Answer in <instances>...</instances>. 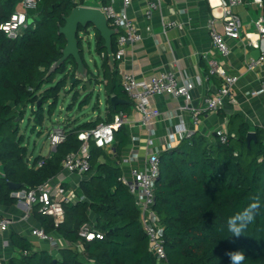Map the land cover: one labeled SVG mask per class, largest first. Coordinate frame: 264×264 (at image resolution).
Returning <instances> with one entry per match:
<instances>
[{
    "label": "trees",
    "instance_id": "16d2710c",
    "mask_svg": "<svg viewBox=\"0 0 264 264\" xmlns=\"http://www.w3.org/2000/svg\"><path fill=\"white\" fill-rule=\"evenodd\" d=\"M21 1L0 0V24L18 10ZM81 4L86 5L85 0H41L34 10L35 16H27L31 22L17 37L8 38L0 29L1 204L16 201L10 195L16 188L10 183L19 188H34L55 177L63 170L64 157L80 148V132L99 122H110L120 110L128 111L130 102H110L112 95L129 99L122 89L116 61L109 69L103 38L92 24L79 25V53L88 69L90 87L103 84L104 115L74 125L64 123V140L45 155H33L28 150L26 131L40 135L47 129L45 119L57 107L60 94L74 90V100L78 96L75 88L81 82L70 83L75 69L71 56L51 73L47 71L61 56L65 44L64 36L58 33L64 16ZM90 28L94 50L99 55L104 53L100 56L102 73H94L84 57L83 38L89 36ZM111 41L115 52V35ZM81 88L86 90L85 85ZM88 101L86 94L82 102ZM248 131L251 130L243 119L231 115L225 142L217 134H193L159 153L153 210L163 226L167 264H231L225 254L228 251H243L244 264H264V131L255 127V138L250 141ZM113 135L111 148L89 141V170L75 189L76 200L62 202L61 222L55 224L52 216L38 211V204L31 207V219L45 231L62 237L66 245L51 250L38 248L27 237L11 231L9 239L16 254L1 264H160L142 229L134 195L119 179V159L128 142L125 125L115 126ZM253 197H259L261 204L254 221L244 236L230 237L228 217L247 207ZM83 224H89L102 237H80L78 231Z\"/></svg>",
    "mask_w": 264,
    "mask_h": 264
},
{
    "label": "crops",
    "instance_id": "0c3cea01",
    "mask_svg": "<svg viewBox=\"0 0 264 264\" xmlns=\"http://www.w3.org/2000/svg\"><path fill=\"white\" fill-rule=\"evenodd\" d=\"M85 2L96 5L102 0ZM121 3L122 0H113L116 8H119ZM146 4L147 0H131L127 8L128 17L137 26L142 37L137 42H128L123 58L115 60L120 77L124 72H131L140 78L160 71H173L179 83L183 79L193 81L188 105L198 106L205 96L217 93L221 84L220 76L208 72L206 57L215 58L227 73L237 76L231 88L234 102L227 99L217 110L201 113L193 134L210 137L217 130H226L231 115L243 119L251 131H254L255 127L264 131V91L260 88L264 66L248 65V60L257 58L258 55L246 36L249 33L252 40L257 39L258 30L254 21L262 17L264 22V0L261 6L255 0H246L233 8L240 19V36L236 39L226 38L229 52L225 56L220 55L211 44L209 20L212 18V12L207 0H161V5L153 9L149 16L145 15ZM18 10H23L21 4ZM27 16H35L34 10H29ZM168 20L180 22L182 29H164L163 23ZM213 25L221 31L222 20L216 18ZM129 102L125 124L128 142L119 159V166L125 174L128 173L129 167L141 166L147 152L154 146L165 150L166 132H176L183 125L188 128L192 126L190 110L179 108L181 97L175 98L160 93L153 96L152 103L160 112L152 126L155 131L153 134H149L150 132L139 123V114L132 102ZM132 151L138 153L135 160H129ZM83 176L84 174L63 169L48 182L53 187L60 186L64 192L68 189L75 192ZM58 196L60 194L56 193V197ZM25 212L26 206L23 202L15 201L10 205L0 203V216L10 220L7 229L0 230V264L16 254L9 239L11 231L27 237L38 248H53L47 241L39 240L31 234V228L37 225V222L31 219V209L27 219L23 218ZM89 263L93 264L91 261Z\"/></svg>",
    "mask_w": 264,
    "mask_h": 264
},
{
    "label": "built area",
    "instance_id": "2783aa9c",
    "mask_svg": "<svg viewBox=\"0 0 264 264\" xmlns=\"http://www.w3.org/2000/svg\"><path fill=\"white\" fill-rule=\"evenodd\" d=\"M212 12V18L209 20L210 37L212 46L225 56L229 52V44L226 38L236 39L240 36V19L234 12L233 8L242 4L246 0H207ZM259 6L262 0H255ZM41 0H22L23 10H16L11 13L8 20L0 24V29L8 38L17 37L28 23L27 12L35 10ZM131 0H122L119 8L113 5V0H105L96 5L106 15L109 26L117 28L116 50L114 59L116 61L123 58L126 53V44L128 42H137L141 39L142 34L137 26L130 20L127 15V8ZM161 5V0H147L145 15L149 16L153 9ZM216 18L222 20V29L218 31L214 28L213 22ZM254 24L258 30V37L252 40L249 33L246 34L250 44L259 50L257 58H250L248 65L264 66V22L262 17H258ZM164 29L177 28L182 29V24L174 20H168L163 23ZM104 53H101V57ZM208 72L217 74L221 77V84L217 93L207 95L203 98L198 106H189L191 95L190 90L194 86L192 80L183 79L181 83L173 71H160L147 77L138 78L131 72H124L121 75V85L128 99L132 102L134 108L139 114V123L150 133L155 131L152 126L159 116V110L153 105L152 99L155 94L171 95L175 98L181 97L182 103L179 108H188L190 110V121L192 126H180L176 132H166L167 142L165 149L171 148L181 138H189L196 130L199 115L203 112L215 111L220 108L228 99L234 102L232 96V85L237 80V76L227 73L225 68L215 59L207 58ZM260 88L264 91V74L260 80ZM253 94L256 92H252ZM126 112L120 110L113 115L110 122H99L95 127L84 130L78 134L82 141L80 148L76 152L68 153L63 161V169L71 173L85 174L90 167L89 160V141L92 140L96 146L111 148L114 141V127L117 125L127 124ZM221 142L227 140L225 129L215 131ZM180 135V136H179ZM64 132L60 126L51 128L48 134L49 151L55 150L58 143L64 140ZM160 147L154 146L147 152L145 160L141 166L129 167L128 173H122L119 177L127 189L134 195L135 203L140 210V220L144 233L149 242L150 250L153 252L156 260L160 264H167L163 248V226L158 221L156 212L153 210L154 187L158 176L159 153ZM138 153L130 152L129 160H135ZM40 164V162H39ZM47 180L34 188L20 187L11 191L10 195L18 202H23L26 206V212L23 218L27 219L29 210L32 205L38 204V211L42 214L50 215L54 218V223L61 222L64 217V208L62 202H74L76 194L72 189L64 192L63 188L53 187ZM56 193L60 196L56 197ZM10 220L5 216H0V230L8 227ZM31 234L37 239L47 241L54 249L58 246L66 245V241L53 233L47 232L39 225L32 226ZM78 234L80 237L90 240L94 237L101 238L100 232L94 231L89 224H83Z\"/></svg>",
    "mask_w": 264,
    "mask_h": 264
},
{
    "label": "rangeland",
    "instance_id": "374dc122",
    "mask_svg": "<svg viewBox=\"0 0 264 264\" xmlns=\"http://www.w3.org/2000/svg\"><path fill=\"white\" fill-rule=\"evenodd\" d=\"M89 5V4H86ZM89 36L83 38V51L84 57L89 65V68L95 73L101 70V58L100 55L94 50V36L92 28L89 29ZM59 77V75L57 76ZM67 89L70 85L67 84ZM78 96L74 100L72 91L62 92L59 96L57 107L54 109L50 117L45 119L46 130L41 131L38 135L35 131L28 129L26 131V140L28 150L33 155L42 154L45 155L49 152V139L45 137L47 130L56 128L57 126L62 127L64 123L69 122H82L95 118L98 114L104 115L105 110V97L103 85L92 84L90 89L83 90L81 85L76 87ZM89 95V101L87 103L82 102L85 95ZM25 120L21 122L23 124ZM30 128V126H29Z\"/></svg>",
    "mask_w": 264,
    "mask_h": 264
},
{
    "label": "water",
    "instance_id": "95a60500",
    "mask_svg": "<svg viewBox=\"0 0 264 264\" xmlns=\"http://www.w3.org/2000/svg\"><path fill=\"white\" fill-rule=\"evenodd\" d=\"M28 19V23H30ZM92 24L93 28L96 29L100 36L103 38V47L105 49L107 64L109 69L112 70L115 64L114 52L112 51V36L118 33V29L109 26L107 22L106 15L104 12L92 5H76L71 11L64 16V24L60 25L58 28V33L62 34L65 39V44L61 48V56L51 63L47 74L54 71L66 58L71 56L75 63L74 76L71 78L70 83L74 80L81 82V85H85L86 89L90 88V81L88 80V69L84 64L78 47V41L76 38V33L78 26L85 27L87 24ZM256 54L259 55V50H255ZM110 102L112 105L117 103H128L129 100L119 99L115 95L110 97ZM255 138L254 131L247 132V139L250 141ZM13 188H19L18 184L10 183Z\"/></svg>",
    "mask_w": 264,
    "mask_h": 264
},
{
    "label": "clouds",
    "instance_id": "9594fccd",
    "mask_svg": "<svg viewBox=\"0 0 264 264\" xmlns=\"http://www.w3.org/2000/svg\"><path fill=\"white\" fill-rule=\"evenodd\" d=\"M252 200L253 202L247 207L228 217L226 227L230 237L244 236L248 225L254 221L261 204L259 197H253ZM225 254L229 257L231 264H244L246 259L243 251H228Z\"/></svg>",
    "mask_w": 264,
    "mask_h": 264
}]
</instances>
